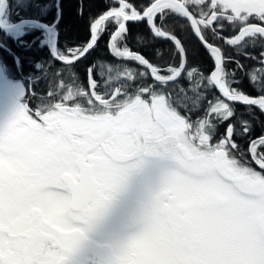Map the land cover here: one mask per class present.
Segmentation results:
<instances>
[{
  "label": "trees",
  "instance_id": "1",
  "mask_svg": "<svg viewBox=\"0 0 264 264\" xmlns=\"http://www.w3.org/2000/svg\"><path fill=\"white\" fill-rule=\"evenodd\" d=\"M124 1L142 13L154 0ZM115 5L114 0H11L6 14L12 23L56 22L58 56L70 59L89 44L93 23ZM185 5L204 40L222 51L227 87L236 94L264 97V33L255 29L235 40L246 25L264 27V12L243 22L233 19L230 7L220 0H189ZM153 22L163 36L149 20L130 21L110 50V38L120 23L112 15L93 47L70 63L57 59L43 43V29L26 25L31 27L6 33L0 27V66L8 79L23 85L28 110L39 114L75 108L82 116H111L137 100L161 98L187 122L194 142L230 145V154L264 178V166L252 155L264 156V110L221 97L210 79L215 59L181 12L165 9ZM173 69L177 72L171 75ZM215 105L223 109L217 111Z\"/></svg>",
  "mask_w": 264,
  "mask_h": 264
},
{
  "label": "rangeland",
  "instance_id": "2",
  "mask_svg": "<svg viewBox=\"0 0 264 264\" xmlns=\"http://www.w3.org/2000/svg\"><path fill=\"white\" fill-rule=\"evenodd\" d=\"M114 1L117 5L109 12L120 22V16L115 14L118 11L128 16L140 13L127 3ZM181 1L185 4L189 0ZM220 1L230 7L233 19L243 22L250 15L264 12V0ZM7 5L2 10L0 23L12 25L6 14ZM165 9L180 12L171 4L157 13ZM156 14L149 18V23L163 36L164 33L154 26ZM107 19L93 23L94 35L98 36ZM24 26L26 29L31 27L23 25L15 31ZM197 26L200 31L198 22ZM44 35L43 43H48L52 50L56 29H51L49 34L45 31ZM56 54L58 56L57 49ZM1 68L0 145H59L66 148L67 145H95L103 141L116 148L117 153H134L145 160L141 166L144 171L136 179L145 180L148 176V189L153 197H160L168 207L171 199L178 201L187 223L182 230L184 233L178 231V236L171 241V229L153 228L149 231L153 237L151 241L132 245L140 257L145 255L153 264H184L188 255L197 259V264H264V178L259 171L230 154V145L215 147L194 142L187 122L171 111L161 98L152 102L137 100L111 116H82L75 108H57L53 113L40 114L41 119L34 122L23 104V85L8 79ZM176 72L173 69L171 75ZM229 91L235 95L234 90ZM214 109L219 111L223 106L215 105ZM179 144L191 159L182 155ZM219 150L222 153L217 155ZM252 155L260 166H264V156ZM58 157L70 158L72 163L75 160V156L63 149ZM120 173L125 174L123 168ZM127 177L126 173L124 178L127 180ZM114 180L115 186L116 175ZM119 183L124 184L123 181ZM110 208L114 212L117 210L112 205ZM125 208L121 214L129 213L128 204ZM155 211L158 210L152 208L150 216L155 217ZM76 216L82 218L80 214ZM125 221L123 217L120 220L121 223ZM131 233L137 237L142 232L136 229Z\"/></svg>",
  "mask_w": 264,
  "mask_h": 264
},
{
  "label": "flooded vegetation",
  "instance_id": "3",
  "mask_svg": "<svg viewBox=\"0 0 264 264\" xmlns=\"http://www.w3.org/2000/svg\"><path fill=\"white\" fill-rule=\"evenodd\" d=\"M25 108L32 121L41 119L39 113ZM62 149L75 156L74 163L58 157ZM115 150L103 141L66 148L0 145V264H153L132 245L151 241L153 228L171 229L174 241L178 231L184 233V212L178 201L171 199L168 207L160 197H153L148 176L136 179L144 171L143 158ZM79 156L87 164L84 196L88 200L74 210L67 180L80 182ZM112 173L118 179L115 186ZM126 204L129 213L121 214ZM152 208L158 210L155 217L150 216ZM122 217L126 221L121 223ZM136 229L142 232L137 237L131 233ZM196 262L191 255L184 260V264Z\"/></svg>",
  "mask_w": 264,
  "mask_h": 264
},
{
  "label": "water",
  "instance_id": "4",
  "mask_svg": "<svg viewBox=\"0 0 264 264\" xmlns=\"http://www.w3.org/2000/svg\"><path fill=\"white\" fill-rule=\"evenodd\" d=\"M58 1L59 0H57V2ZM117 1H119L120 4L125 3L124 0H117ZM165 2L171 3L180 9V12L184 16H186V18L188 19L191 28L193 29V31L195 32V34L197 35L199 40L212 53V55L215 59L216 66L210 75V79H211V82L213 83V85L215 86L216 90L221 95V97L227 101L234 102V103H245V104H249V105L260 106L261 101H264V97H262V96L250 97V96H246L244 94H236V93L234 95V94H231L229 92H226L223 89L222 83L220 80V78L222 77L221 70L223 67L222 51L220 50V48H218L214 45H211L210 43H208L204 40L200 31L198 30L199 28L197 26V22L194 19L192 13L190 12L188 7L181 0H154L142 13H139L136 16L124 15L121 11H118L117 13H115L116 15L120 16L121 22L119 23V25L117 26L115 31L112 33V36L110 38V41H109L110 50H112V46H113V43H114L116 37L118 36V34L122 30H124L126 28L128 22L140 21V20H149V18L151 16L155 15L157 13L158 8H160ZM5 4H6V0H2V2L0 4V16L2 14V10H3ZM112 14H113L112 12L106 13V14L102 15L99 19H105V18L111 16ZM23 25L36 26L40 29H43L44 31H46L49 34L51 29L55 30L56 22L52 25H47V24H45V23H43L37 19H22V20L18 21L17 23H13L12 25H4V24L0 23V27L6 33H10V31H15ZM255 29L262 31L264 33V27L249 24V25H246L239 32V34L236 36L235 40H240L242 38L250 36V33L252 31H254ZM92 33H93V31H92ZM97 38L98 37L96 35H94V33H93L91 41L89 42V44L86 46V48L78 56L70 58V59H60L56 54V43H57V32H56L52 52L57 59L62 60L63 62L70 63V62L77 60L80 56L84 55L90 48H92L93 45L96 43ZM213 51H216L218 57L214 56ZM146 65L149 68V70L152 72L150 64L146 63ZM263 110H264V108H263ZM178 147L180 148L181 153L185 158L191 159V156L188 154L187 150L184 147H182L180 144L178 145ZM221 153H222V151L219 150L217 152V155H220ZM77 163L80 167V176H79L80 182H75V180L73 178H70V180H67V182L70 186L71 192H72V207L74 210H79L80 208H82V206L84 205L86 200H88V198H86L84 196V192H85L84 183L86 182L87 179H89V176L85 175L88 173V172H86L87 171V164H86V161L83 158V156L78 157ZM260 220L262 221L263 217H261Z\"/></svg>",
  "mask_w": 264,
  "mask_h": 264
},
{
  "label": "bare ground",
  "instance_id": "5",
  "mask_svg": "<svg viewBox=\"0 0 264 264\" xmlns=\"http://www.w3.org/2000/svg\"><path fill=\"white\" fill-rule=\"evenodd\" d=\"M169 5H171V3H166V2H165L160 8H158V11H159L160 9L166 7V6H169ZM95 28H96V26H95ZM213 54H214L215 57H218L216 51H213ZM220 80H221V83H222V87H223V89H224L226 92H229V93H230V91H229L227 85H226V84L224 83V81L222 80V77L220 78ZM261 105H262V107L264 108V101H261Z\"/></svg>",
  "mask_w": 264,
  "mask_h": 264
}]
</instances>
